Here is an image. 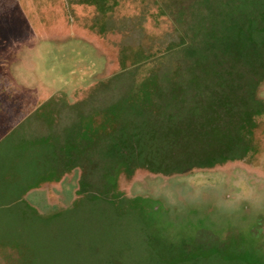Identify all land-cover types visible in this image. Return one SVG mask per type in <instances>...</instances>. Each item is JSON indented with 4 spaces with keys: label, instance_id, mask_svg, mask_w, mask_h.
<instances>
[{
    "label": "rangeland",
    "instance_id": "374dc122",
    "mask_svg": "<svg viewBox=\"0 0 264 264\" xmlns=\"http://www.w3.org/2000/svg\"><path fill=\"white\" fill-rule=\"evenodd\" d=\"M246 1L0 0V264H264V71L222 65L264 58Z\"/></svg>",
    "mask_w": 264,
    "mask_h": 264
},
{
    "label": "trees",
    "instance_id": "16d2710c",
    "mask_svg": "<svg viewBox=\"0 0 264 264\" xmlns=\"http://www.w3.org/2000/svg\"><path fill=\"white\" fill-rule=\"evenodd\" d=\"M238 2L247 3L246 0H238ZM243 13H247V11H241L240 12V14H243ZM240 14L235 18L238 21V25H237V23L235 25V27H236L235 30H232V31L230 30V32L232 33V37L237 40L236 43H242L243 45H246L248 43L249 38H251V37L264 40V36H263L264 35V19L249 15L248 18L246 19L247 21H244V19H242L240 17L241 16ZM250 17L251 18L253 17V18L250 19ZM239 29H241V30H239ZM224 30H229V29L224 28ZM227 35L228 34H225V32H222V36H223L222 40L223 41L230 38ZM215 52H217L221 57V53H219V50H217L216 48L213 49V53H215ZM220 57L218 58V60L220 59ZM263 61H264V58L262 57L260 59V61H257V62L253 61V63L251 61L249 62L245 57H243V55H241L238 52V53H233L232 55H224V58H222V65L223 66H229L231 69H237L238 71L240 70V68H236V67H238L240 65H243V67H247V68L249 66H252L255 68L256 73L258 74V72H257L258 70L261 72L264 71ZM217 76H218V74H217ZM216 78L217 77H215L214 81L216 80ZM209 121H211L210 118H209ZM191 124H192L191 127H193L192 131L198 135V136H196V138L197 139H198V137L203 138L202 136L204 135V133L207 132V131H205V132L202 131V129H204V126L200 127L199 125H201V123L197 124L196 121H193ZM215 133L216 132H213V134L211 136H213ZM171 141H172V143L167 144V148L173 149V151L179 150V147H183V148L187 149L193 144V143L192 144L188 143V146L180 145V137H178V136L175 140H171ZM200 142H201V140L198 142L199 145H200ZM157 147L159 148V151H158V155H159L162 153L160 151L162 146L158 144ZM164 161H165V159L163 158L162 162H164Z\"/></svg>",
    "mask_w": 264,
    "mask_h": 264
},
{
    "label": "flooded vegetation",
    "instance_id": "af4514ba",
    "mask_svg": "<svg viewBox=\"0 0 264 264\" xmlns=\"http://www.w3.org/2000/svg\"><path fill=\"white\" fill-rule=\"evenodd\" d=\"M92 1H95V0H92ZM101 6L103 5L104 7L106 6V4H104L103 2H98ZM105 14V13H102V15ZM106 15V14H105ZM140 52H142V50L140 49ZM133 53H138V50L136 51H133ZM159 56V55H158ZM149 55L148 56H145V57H142V59L145 58L144 61H146L147 59H149ZM139 63L141 62H136L134 66L138 65ZM143 63V61H142ZM124 70H127V67L124 68ZM141 87H142V84L140 83ZM140 86H138V88H132L133 90H140L142 89ZM138 96H141V97H145L147 96L148 94H145L144 91L140 90L138 91ZM145 101L147 100V98L144 99ZM93 119V120H92ZM102 119H106V121L108 120V122L110 121V118L107 117V115L105 114H101L99 113L98 115H92V117L90 118V120H86L84 123H82V127L80 128L79 130V133H78V136H79V141H78V144L81 145L83 143H85L88 147H91V144H89L87 141V138H91L93 135H96L99 130V125L101 124V121L100 120ZM125 121V120H124ZM123 121V122H124ZM125 124V123H124ZM217 138H218V134H217ZM231 144V143H230ZM81 148V146H80ZM225 147L222 146V144L219 142V139H218V147L217 149L220 150V153H222V151L224 150ZM64 151H65V156L67 158V160H70L71 161V169H70V172H74V159L76 158L77 160H80V155L83 154L84 152H81L80 149H77L74 147V145L70 148L66 147L64 148ZM42 154V152H40ZM46 153H47V149L43 151V154L45 155V159H46ZM47 170L50 171L49 168H47ZM51 172V171H50ZM50 177H54V176H50ZM59 181V179H56L55 177L52 179L51 182H55L57 183ZM196 259H192V263L195 262Z\"/></svg>",
    "mask_w": 264,
    "mask_h": 264
}]
</instances>
